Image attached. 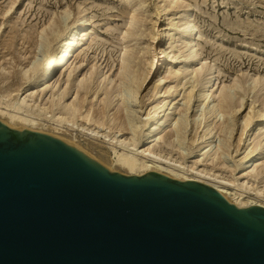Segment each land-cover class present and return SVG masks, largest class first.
<instances>
[{"label": "bare ground", "instance_id": "obj_1", "mask_svg": "<svg viewBox=\"0 0 264 264\" xmlns=\"http://www.w3.org/2000/svg\"><path fill=\"white\" fill-rule=\"evenodd\" d=\"M126 1L130 10L121 37L127 43L116 71L107 73L109 68L104 71L93 63L74 73L79 65L71 59L89 21L86 8L79 7L77 17L70 20L64 10L62 21L52 20L41 29L33 58L16 71L24 86L13 89L0 84V115L7 118L0 120L33 130L27 125H37L45 117L58 129L102 137L113 149L115 163L127 173L156 171L195 180L216 188L238 207L264 206V107L260 106L264 99L259 103L252 95L250 102L244 101L259 83L258 90L263 89L262 80L233 78L217 83L214 66L199 60L191 16L185 13L181 24L171 20L169 27L154 31L155 25L147 26L143 16L146 1ZM163 4H156L150 20L164 16ZM167 5L177 7L179 0H167ZM0 76L4 83L7 77ZM152 80L141 100L140 90ZM231 148L242 155L233 164ZM173 152L179 155L174 158ZM196 152L197 158L186 164V157ZM207 162L218 168L212 171ZM222 168L239 176L232 180L215 173Z\"/></svg>", "mask_w": 264, "mask_h": 264}, {"label": "water", "instance_id": "obj_2", "mask_svg": "<svg viewBox=\"0 0 264 264\" xmlns=\"http://www.w3.org/2000/svg\"><path fill=\"white\" fill-rule=\"evenodd\" d=\"M0 264H264V206L0 120Z\"/></svg>", "mask_w": 264, "mask_h": 264}, {"label": "rangeland", "instance_id": "obj_3", "mask_svg": "<svg viewBox=\"0 0 264 264\" xmlns=\"http://www.w3.org/2000/svg\"><path fill=\"white\" fill-rule=\"evenodd\" d=\"M145 1L142 6L143 16L147 18V26L155 25L154 31L158 27L159 29L169 27L168 24L171 20H174L178 25L181 24L185 13L191 16L190 18L193 19L196 26L194 41L199 52V60L214 66L218 78L217 83H229L233 78L245 81L249 77H258L264 85V0H179V5L174 8L168 7L167 0ZM160 3L166 5L163 11L164 16L158 20L155 18L150 20L153 16L151 11L155 9L156 4ZM79 7L80 9L86 8L89 30L81 33L80 45L71 59L73 65H79L74 73L84 71L93 63L99 69L103 68L104 71L109 68L107 73L112 74L116 71L120 51L127 43V39H122L121 32L126 29L125 23L130 10L128 1L0 0V65L5 67L4 70H0V74L7 77L5 82L0 84H9L13 89L16 86H24V80L17 72L22 67H26L33 58L34 41L38 39L41 29L48 28V23L52 20L58 23L62 21L64 10L69 12L68 20L76 18L80 10ZM145 8L150 11H146ZM174 17L175 19H173ZM147 26L145 25V28ZM168 32V30L165 31V33ZM181 40L184 41V38ZM134 42L131 43L135 45ZM140 42L141 39L136 42L135 46L138 47ZM3 78L0 76V80ZM154 80L140 90L138 97L141 96V100L152 87ZM260 85L261 83L248 96H245L244 101L250 102L253 95V97L259 98V103H261L264 99V86L259 91ZM179 103L181 104L182 100ZM260 106L264 107V102ZM247 110L248 107L241 113L244 114ZM0 117L7 119L2 115ZM44 119L45 117L37 125L27 126H32L34 131L44 132L76 144L79 148L87 151L85 154L93 157L112 172L130 174L127 173L128 169L115 163L113 149L108 143L106 144L107 141L102 137L94 138L88 134L80 132L75 134L74 131L58 129ZM19 126L13 128H21ZM232 150L233 148H231ZM239 152L232 151V157H229L230 164L242 156L239 155ZM173 154L174 158L179 155L175 152ZM197 154L199 153L196 152L186 157L185 163L191 164L197 158ZM206 165L208 168L212 167L209 162ZM202 166L200 165L199 168ZM216 168L218 167L211 169L214 171ZM190 172L192 171L190 170ZM215 173H221L225 178L229 177L232 180L239 176L231 168H222Z\"/></svg>", "mask_w": 264, "mask_h": 264}]
</instances>
